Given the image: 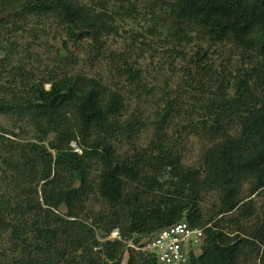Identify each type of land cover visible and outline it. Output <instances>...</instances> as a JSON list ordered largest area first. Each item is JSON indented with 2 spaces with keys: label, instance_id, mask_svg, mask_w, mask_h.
Segmentation results:
<instances>
[{
  "label": "trees",
  "instance_id": "16d2710c",
  "mask_svg": "<svg viewBox=\"0 0 264 264\" xmlns=\"http://www.w3.org/2000/svg\"><path fill=\"white\" fill-rule=\"evenodd\" d=\"M140 17L174 48L264 44V0H0V36L49 26L101 55ZM15 43L0 46V264H156L129 241L184 218L206 228L190 264H264V47L234 69L197 53V87L155 102L120 53L109 72L129 86L78 72L65 41V66L40 76ZM193 140L199 167L185 164ZM209 194L218 203L206 217Z\"/></svg>",
  "mask_w": 264,
  "mask_h": 264
},
{
  "label": "rangeland",
  "instance_id": "374dc122",
  "mask_svg": "<svg viewBox=\"0 0 264 264\" xmlns=\"http://www.w3.org/2000/svg\"><path fill=\"white\" fill-rule=\"evenodd\" d=\"M151 26L152 21L149 18L141 17L135 23H125L124 29H120L117 35L108 36L103 40L101 55L95 51L96 44L92 40L73 43L64 37L61 29L43 25L27 26L13 38L0 36V46L3 48L9 46L12 41L16 42L18 51L22 52L19 59H26L29 62V68L41 76L52 71L58 72L59 68L65 66L66 60L57 55L58 49L62 48L63 41H65L68 42L65 55L73 58L78 72L103 77L113 86L116 83L129 86L124 78L118 80L109 72L108 57L111 52L115 51L126 56L135 69L140 71L142 84L147 85V90H151V95L147 100L155 102L163 97L164 91L167 89L183 93L197 87L201 74L194 71L195 66L192 61L197 53L202 54L207 51L208 59H211L216 67L220 68V65L223 64L234 69L238 65L247 64L249 55L264 47V44L257 41L252 42L249 46H241L238 40L233 38L226 45L209 47L205 43H192L184 45L182 48L179 46L174 48L173 44L165 41L164 34L158 31L152 33ZM26 49L30 51L29 56ZM4 56L5 52L0 50V58ZM14 63H17V59ZM189 69L191 72H186ZM204 80L206 81L207 77ZM46 88H49V85ZM128 88L130 89V87ZM151 105L150 103L148 107H152ZM8 126L7 120L0 116V129L8 128ZM72 146L77 150L75 144ZM185 164L190 167L201 165V145L197 144L195 140L192 141V150L185 159ZM166 190L170 189L167 187ZM217 203L216 194L207 195L201 203L203 214L206 217L212 215ZM256 203L258 207H261L263 201L261 198H256ZM90 204L96 213L103 210L100 201L95 196ZM153 236L154 234L150 236L135 235L129 241L128 246L134 251L139 250L135 240L140 239V242L143 243L141 248H143ZM111 237H118V231H114ZM199 251L201 253V249ZM126 261L127 255L124 263Z\"/></svg>",
  "mask_w": 264,
  "mask_h": 264
},
{
  "label": "built area",
  "instance_id": "2783aa9c",
  "mask_svg": "<svg viewBox=\"0 0 264 264\" xmlns=\"http://www.w3.org/2000/svg\"><path fill=\"white\" fill-rule=\"evenodd\" d=\"M205 230L191 226L184 218L156 233L140 250L153 254L156 264H190L192 253H197L204 242ZM116 238L119 236L111 237Z\"/></svg>",
  "mask_w": 264,
  "mask_h": 264
}]
</instances>
